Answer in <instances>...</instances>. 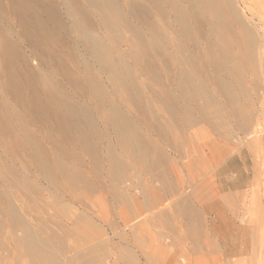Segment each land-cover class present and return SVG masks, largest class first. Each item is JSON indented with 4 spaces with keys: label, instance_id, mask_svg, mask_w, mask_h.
I'll return each instance as SVG.
<instances>
[{
    "label": "bare ground",
    "instance_id": "bare-ground-1",
    "mask_svg": "<svg viewBox=\"0 0 264 264\" xmlns=\"http://www.w3.org/2000/svg\"><path fill=\"white\" fill-rule=\"evenodd\" d=\"M263 135L264 0H0V264H98L116 246L103 225L143 224L184 264H253ZM236 153L246 207L212 191L236 181ZM224 224L239 248L205 230Z\"/></svg>",
    "mask_w": 264,
    "mask_h": 264
},
{
    "label": "rangeland",
    "instance_id": "rangeland-1",
    "mask_svg": "<svg viewBox=\"0 0 264 264\" xmlns=\"http://www.w3.org/2000/svg\"><path fill=\"white\" fill-rule=\"evenodd\" d=\"M263 141H264V135H263ZM245 155V156H244ZM262 161V162H261ZM260 162H261V164L259 163V165H261L262 166V163L264 162V160H261ZM264 164V163H263ZM251 165H252V161L250 160V157L248 156V155H246L245 153H243V154H241V155H239V154H235V155H233L231 158H230V160H228L227 161V163L224 165V168H226V169H228V170H231V171H233V172H235L236 173V176H237V179H236V181L234 182V183H232V185H229V186H226L225 185V182L223 181V182H219V181H216V183H214V186H215V188L214 187H212V191H216V192H218V193H220V194H222V193H233V194H238L240 197L242 196V197H245L246 199H244L243 201H245L244 202V206L246 207V206H248L249 205V200L251 199L250 198V192H249V187H248V181H249V179H250V177L246 174L247 172H246V168H251ZM262 167H264V165L262 166ZM259 168H260V170L262 171L264 168H261L260 166H259ZM240 173V174H239ZM264 174H262V177L264 178V176H263ZM261 177V184H260V190H259V198H260V200L261 201H263L262 202V205L264 204V179ZM128 179H129V182H131L132 184H135L136 182H139V181H137L136 180V175H134V174H130L129 176H128ZM146 179V177H144L143 179H141V181L143 180V182L145 183V182H147V181H149V180H145ZM142 182V183H143ZM244 183H246V184H244ZM220 185H221V187H220ZM218 186H219V188H218ZM225 186V187H224ZM224 190H223V189ZM262 188V189H261ZM222 189V190H221ZM220 190V191H219ZM236 191H238L237 193H236ZM241 191V192H240ZM131 194H135V195H137L138 196V199L140 200V201H142V198H144V197H142L143 195H142V193L140 192H135V189L134 188H130V191H129ZM263 192V193H262ZM48 195H47V194ZM43 196H42V199H44L45 201H48V199L49 200H51V196H49V193L48 192H46ZM241 193V194H240ZM243 194V195H242ZM60 202H64V203H68V200H66V199H61V201ZM95 201H93V202H91V207L93 206V208L94 209H98L97 207H99V203L97 202V204H96V202L94 203ZM242 202V201H241ZM94 203V205H92ZM240 204H242V203H240ZM96 205V206H95ZM95 206V207H94ZM72 209L74 210V211H76V212H78V206L77 205H75V204H72ZM155 210H152V211H150V212H148V211H145L144 212V214L141 216V217H143V216H148V215H150L152 212H154ZM261 223H263V222H259V227H258V231L257 232H259V233H257V238H256V240L258 241V242H256V246H257V248H259V246L261 247V248H263L262 249V251L264 250V240H262V239H264L263 237H264V234L262 233V232H264V223L263 224H261ZM143 225H145V226H143ZM141 227L139 226V228L137 229V227H135L133 230L131 229V228H129L128 226H124V225H120V227L119 226H115V228L114 227H109V226H107V225H103L102 226V230H103V236L100 238L101 240H104V241H106V242H108L109 241V239L111 240H115L114 241V244L116 245V246H112L111 245V243H110V241L107 243L108 245H109V247L111 248V251H110V254L106 257V260L104 259L101 263H98V264H126V263H122V262H124V261H120V259L117 257V255H116V250H118L119 248H121V246L122 245H130V246H132L133 247V249L135 250V253H136V255H137V257L139 258H137L138 259V262H139V264H148V261H147V259H146V257H145V255H144V252L143 251H146L147 250V248L149 249V248H158V249H160V250H167L166 252L167 253H169L168 255V259H166V262L167 261H170V259L171 258H175V259H177L178 260V262H179V260H181V258H180V256H175L174 257V253H173V251L176 249V246L173 244L174 242H172L171 243V235H170V233H171V231H169V230H167L166 231V229H165V232H164V230H162V228H160V229H158L157 230V228H158V226L156 225H154V226H151V229H147V227L149 228L150 226L149 225H147V224H143ZM262 227H261V226ZM155 227H157V228H155ZM129 228V229H128ZM144 228V229H143ZM152 228H154L155 229V232H152L151 230H153ZM211 228V229H210ZM261 228V229H260ZM263 228V229H262ZM130 229L133 231V233H131L130 232ZM142 229V230H141ZM226 228H222V229H212V227H209V226H207V227H205V230H206V232L207 233H209V234H212V232H220V231H222L221 233L222 234H224V237H225V240L226 241H229V233H232V231L230 230V229H226ZM135 230V231H134ZM138 230V231H137ZM147 231V233H146V231ZM261 230V231H260ZM117 231V232H116ZM121 231V232H120ZM148 231H149V234H150V232H151V236L150 235H148ZM154 231V230H153ZM163 231V232H162ZM120 232V233H119ZM128 232V233H127ZM144 232L149 236V237H147V235H145L144 234ZM156 232H158V233H156ZM167 232V233H166ZM142 233V234H141ZM162 233V234H161ZM221 233H219V234H221ZM262 233V234H261ZM113 234V235H112ZM126 234V235H125ZM141 234V235H140ZM156 234V235H155ZM167 234H169L170 235V237H169V235L167 236ZM122 235H125L126 237V239L124 238V236H122ZM138 235H140V237H143L144 238V242H145V240H149L148 242H145V244H143V246L142 245H140V244H136L134 241V238H138L139 236ZM143 235V236H142ZM263 235V236H262ZM116 236V237H115ZM118 236V237H117ZM122 237V239L124 240V241H122V239L120 240L119 238H121ZM157 236V237H156ZM165 236H167V237H165ZM261 236H262V238H261ZM112 237V238H111ZM152 237H156V238H154L153 240H152ZM162 239H160V238ZM146 238V239H145ZM165 240H164V239ZM216 238V237H215ZM106 239V240H105ZM155 239L160 243L159 245L160 246H158L156 243H158L157 241H155ZM170 239V240H169ZM126 240V241H125ZM73 240H72V238H69L68 239V242H72ZM113 241H111L112 242V244H113ZM117 241V242H116ZM154 241H155V243H154ZM130 244H129V243ZM161 242H163V243H161ZM240 242V239H238L237 241H236V244H235V246H233V244L232 245H230L229 243H225L224 242V244H222V245H224V247H226L227 249H229L230 248V246H232V247H235L236 249L237 248H239L240 247V244L241 243H239ZM149 243H151V244H149ZM154 243V244H153ZM148 244H149V246H148ZM151 245V246H150ZM227 245V246H226ZM155 246V247H154ZM158 246V247H157ZM172 246V247H171ZM114 247V248H113ZM117 247V248H116ZM261 248H259V249H261ZM146 249V250H145ZM234 249V248H233ZM259 249H257V253H255L257 256H258V254H260V253H262V251L260 250L259 251ZM235 250V249H234ZM259 252V253H258ZM0 255H2V252L0 251ZM111 255V256H110ZM172 255V256H171ZM228 255V256H227ZM264 251H263V253H262V255L260 254L259 255V258L257 257V256H255L254 255V257H257V258H255L254 259V257H253V259L255 260L254 261V263L253 264H256V263H258V264H264ZM230 256H236V258L239 256L237 253H233L232 255L230 254V253H226V258H224V262H226L228 259L231 261V260H233L234 258H231ZM261 256V257H260ZM263 256V257H262ZM66 257L67 258H69L70 257V254H66ZM110 258H111V260H110ZM145 258V259H144ZM179 258V259H178ZM114 259H115V261H114ZM140 259H141V261H140ZM253 259H251V262H253L252 260ZM262 260V261H261ZM146 261V262H145ZM117 262V263H116ZM165 262V263H166ZM252 264V263H251Z\"/></svg>",
    "mask_w": 264,
    "mask_h": 264
},
{
    "label": "crops",
    "instance_id": "crops-1",
    "mask_svg": "<svg viewBox=\"0 0 264 264\" xmlns=\"http://www.w3.org/2000/svg\"><path fill=\"white\" fill-rule=\"evenodd\" d=\"M230 227H231L230 224H224V225H219V226H217L216 228H217V229H222V228H228V229H230ZM220 239H221V238H220ZM220 239H219V244H220V245L224 244V241H223V240H220ZM222 241H223V242H222ZM226 243L231 244L232 242H231V241H226ZM170 261H171V262H170ZM170 261H168V264H184L181 260H179V262H178V260L175 259V258H171ZM164 263H165V262H164ZM164 263H163V264H164ZM159 264H161V263L159 262ZM165 264H167V263H165Z\"/></svg>",
    "mask_w": 264,
    "mask_h": 264
}]
</instances>
